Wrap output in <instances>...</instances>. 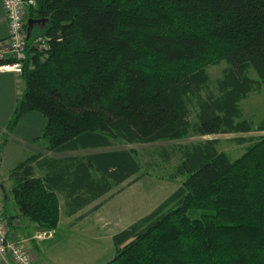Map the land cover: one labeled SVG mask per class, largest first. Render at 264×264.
<instances>
[{"label": "trees", "instance_id": "1", "mask_svg": "<svg viewBox=\"0 0 264 264\" xmlns=\"http://www.w3.org/2000/svg\"><path fill=\"white\" fill-rule=\"evenodd\" d=\"M25 18L46 22L27 39L26 87L7 129L38 111L50 151L110 148L52 160L44 177L36 155L14 168L20 213L41 230L59 225L56 188L72 215L143 178L137 151L116 142L264 131V119L244 117L241 107L264 87V0H34ZM39 36L48 50L37 48ZM223 61L213 81L207 70ZM219 141L160 150L165 161L179 156L185 179L113 236L106 264H264V134L237 138L249 145L234 160Z\"/></svg>", "mask_w": 264, "mask_h": 264}, {"label": "rangeland", "instance_id": "2", "mask_svg": "<svg viewBox=\"0 0 264 264\" xmlns=\"http://www.w3.org/2000/svg\"><path fill=\"white\" fill-rule=\"evenodd\" d=\"M225 66L226 61H223L219 65L208 68L207 71L211 75L213 81H216V79L220 77L221 70ZM21 73H13V75L15 74L19 77L20 85L25 84V80ZM252 76L257 77L254 72ZM11 90H14L12 84L0 81V103L4 102L5 98H7V94ZM20 97H22V95ZM241 107L244 117L252 118L256 123L264 119V87L252 92L244 98L241 102ZM9 123L10 122L6 124V128H8ZM26 124L24 123V125H21L19 133L22 136L26 134L29 138L31 131L25 127ZM262 134H264V131H253L240 134H219L207 135L204 137L196 136L179 141H161L147 144L116 142L113 148H129L137 151L141 159L142 168L140 174H143V178L133 185L124 186L125 191L122 195L113 200L103 210L101 209L88 217V222L91 221V224H81L73 228L64 226L66 220L69 218L66 216L64 210L60 209V220L63 222L60 225L58 233L53 238L51 237L52 239L49 241L41 244L42 246H40V248L42 250L38 252V259L45 264L108 263L116 253V247L112 238L109 237L110 234L116 232L125 224L130 223L134 217L138 220L149 213L156 205H159L165 198L174 192L185 179V177L177 171V166L180 162L179 156L175 154L171 160L165 161L164 157L160 156L161 149H170L180 144L193 143L210 138H219V151L225 152L234 160L242 155L249 145V142H238L237 138H252ZM40 139V142L36 143L37 151H41L45 146L46 140L44 138ZM31 155L32 148H22L12 143L8 144L7 134L3 135L0 139V185H5L7 187L9 198L4 204L7 205L6 211L9 214H15L13 206L16 202L10 190L15 181L11 173L16 166L25 162ZM117 191L118 188L116 187L114 193ZM190 214H192V212ZM24 218L28 217L25 216ZM93 222H95V224ZM88 230H93L94 233V230H96L98 239H91L89 235L85 236Z\"/></svg>", "mask_w": 264, "mask_h": 264}, {"label": "crops", "instance_id": "3", "mask_svg": "<svg viewBox=\"0 0 264 264\" xmlns=\"http://www.w3.org/2000/svg\"><path fill=\"white\" fill-rule=\"evenodd\" d=\"M8 34H9V31H8V25H7L5 11L3 7V1L0 0V41L6 40L8 38ZM13 73L15 72L0 71V81L8 82L12 84V87L14 88V90H11L7 94V98H5L4 102L0 103V115H2L0 116V139L2 138L3 135L7 134L8 144L12 143L13 145H17L22 148H27V147L32 148V155L29 156V158L35 155L37 156V158L33 161V165L36 167L35 173L37 176L44 177L47 175L49 168L45 167L46 166L45 164H48L52 160L60 162V161H63L65 158L82 156V155L89 154V153L96 152V151L107 150V148L86 149V150H77V151L75 150V151L62 152V153L50 151L48 149L47 140L44 137H41L46 120H45V117L38 111H32V112L24 114L20 118L18 124L11 131L8 130L6 128V124L12 118L16 105H17V100L21 95H23L25 91V87H26V84L20 85L19 77L15 74L13 75ZM24 123L25 124L27 123L25 127L31 131V135L29 136V138L26 134L25 136H22L19 133V128L21 127V125H24ZM40 138H44L46 142H45V146L43 147V149L41 151H37L36 143L40 142L41 140ZM39 162H41L40 163L41 165H39ZM140 180L132 183L131 185L139 182ZM14 185H15V181L10 188L11 191L13 190ZM127 185H129L128 181L122 183L119 187H117L118 188L117 192L114 193L115 188L109 192H106L100 198L93 199L92 201L87 203V205H85L84 207H81V209H79L78 212L72 215H68L66 213L67 210L70 209L69 199H68L69 197H67L66 193L62 189L56 188V193L58 195L59 202H60V209L61 210L63 209L66 216L69 218L68 220H66L64 226L73 228L81 224L86 225V223H90L91 221L88 222V217H90L93 213H97V211L101 209L103 210L113 200H115L120 195H122L125 191L124 186L126 187ZM11 193L13 194V191ZM8 198L9 196L7 193V187L5 185H0V212L9 220L10 227L12 231L15 233L16 237L24 241L25 248L31 253V255L34 258V261L37 264H45L43 261L38 259L39 258L38 252H41L42 250L40 246H42L41 244H43L44 242L52 239L58 233L60 225L62 224L63 221L60 220L59 226L55 230H50V231L41 230L37 223H35L29 218H24L25 216H23L20 213L19 206L16 202H15V205L13 206L15 210V214H9L6 211L7 205L4 204V202L6 203L8 201ZM100 202H102V205L98 209H95L96 205ZM135 218L136 217H134V219H132L130 223L125 224L123 227L118 229L116 232L111 233L109 237L112 238V241H113V236L116 233H118L120 230L134 223L136 221ZM93 223L95 224V222ZM94 231L95 233L93 232V230H88L85 236L89 235L91 239L92 238L98 239L96 235V230ZM38 235H42V237H38ZM0 264H7V263L3 261L2 259H0Z\"/></svg>", "mask_w": 264, "mask_h": 264}, {"label": "built area", "instance_id": "4", "mask_svg": "<svg viewBox=\"0 0 264 264\" xmlns=\"http://www.w3.org/2000/svg\"><path fill=\"white\" fill-rule=\"evenodd\" d=\"M8 25V38L0 41V61L13 58L12 62L0 63V71L21 73L27 56V25L25 7L34 0H2ZM39 50H48L49 41L39 36L35 40ZM42 237V235H38ZM0 259L7 264H37L10 227L9 220L0 212Z\"/></svg>", "mask_w": 264, "mask_h": 264}, {"label": "water", "instance_id": "5", "mask_svg": "<svg viewBox=\"0 0 264 264\" xmlns=\"http://www.w3.org/2000/svg\"><path fill=\"white\" fill-rule=\"evenodd\" d=\"M46 20L45 19H34L30 18L27 21V37L30 38L32 31L35 27L36 24H45Z\"/></svg>", "mask_w": 264, "mask_h": 264}]
</instances>
